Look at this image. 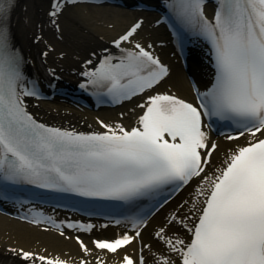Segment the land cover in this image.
<instances>
[{"label":"snow or ice","instance_id":"snow-or-ice-1","mask_svg":"<svg viewBox=\"0 0 264 264\" xmlns=\"http://www.w3.org/2000/svg\"><path fill=\"white\" fill-rule=\"evenodd\" d=\"M73 2L53 0L49 15L56 17L62 3ZM203 3L174 4L182 22L212 47L215 77L206 92L198 93L199 106L174 95H151L139 105L143 111L138 126L126 130L119 124H102L107 131L85 134L38 123L26 111L23 98L36 96L37 91L25 87L21 58L10 44L7 15L12 0H0V178L81 196L133 201L152 196L165 185H186L205 172L216 145L208 148L202 117L242 124L241 136L264 135V0H218L211 20L203 13ZM140 27L135 23L113 43L119 48ZM134 49H122L115 63L105 56L95 70L83 73L87 83L105 88L116 101L153 88L168 69L139 43ZM203 180L208 187L195 191L197 200L202 195L204 199L196 222L188 228L190 241L166 238L163 228L155 235L178 257V264H264V139L238 147L224 167ZM142 223L135 220L134 229ZM140 235L136 230L135 235L124 233L92 243L96 249L117 253ZM21 256L40 264H67L59 257L22 250ZM121 264H143V257L137 261L125 254ZM158 264L172 262L161 257Z\"/></svg>","mask_w":264,"mask_h":264},{"label":"bare ground","instance_id":"bare-ground-1","mask_svg":"<svg viewBox=\"0 0 264 264\" xmlns=\"http://www.w3.org/2000/svg\"><path fill=\"white\" fill-rule=\"evenodd\" d=\"M51 1L17 0L12 14V28L14 37L23 48L28 63L35 65L36 58L39 57L45 66L55 69L51 74L60 78L57 80L59 83L74 81L84 66L91 65L104 50L110 49L109 41L122 32L138 15L118 7L75 4L65 6L63 11L53 18L56 22L52 25L48 15ZM152 19V17L146 18L135 35V40L144 44L149 41L156 43L159 40L162 28L161 26L153 27ZM157 50L170 68L169 74L161 82L158 90L171 91L187 99L191 96L188 75H195L193 68L184 70L169 57L165 47H157ZM141 100H131L116 109L89 111L79 110L68 104L66 100L57 97L47 102H37L31 106V109L40 119L59 125L95 129L98 128L95 117H100L111 126L115 127L119 124L126 127L135 122L140 111L138 104ZM119 112L122 113L121 117ZM232 144L233 142L217 139L216 148L212 152L205 173L212 171L215 166L225 161L227 148H231ZM195 185L198 186V183H191L185 194L172 202L169 215L162 213L153 222L152 232L144 230L141 233L140 245L134 241L115 255L121 256L123 252H126L136 259L140 249L144 258L143 264H158L161 257L173 259L175 254L168 252L164 240L158 238L154 232L163 228L165 237L174 238V240L186 236L188 223L196 215L199 205L198 200L194 199ZM90 241V238L83 237L82 242L88 249V252H85L80 244L73 240L70 233L43 231L38 226H30L0 216V260L26 264L12 251L15 247L45 256L60 258L69 256L73 260L100 255L101 251L95 250L90 245ZM109 256L111 255L103 254V257Z\"/></svg>","mask_w":264,"mask_h":264}]
</instances>
